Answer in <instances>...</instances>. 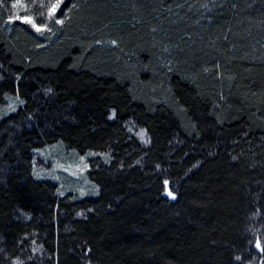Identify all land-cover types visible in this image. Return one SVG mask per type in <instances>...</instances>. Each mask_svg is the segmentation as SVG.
<instances>
[{"label": "trees", "instance_id": "obj_1", "mask_svg": "<svg viewBox=\"0 0 264 264\" xmlns=\"http://www.w3.org/2000/svg\"><path fill=\"white\" fill-rule=\"evenodd\" d=\"M16 2L0 264H264V0ZM53 145L83 158V192L37 173Z\"/></svg>", "mask_w": 264, "mask_h": 264}, {"label": "rangeland", "instance_id": "obj_2", "mask_svg": "<svg viewBox=\"0 0 264 264\" xmlns=\"http://www.w3.org/2000/svg\"><path fill=\"white\" fill-rule=\"evenodd\" d=\"M14 107L15 99H9L3 105L1 111L7 113L13 110ZM38 155L39 159L36 167L39 175L58 181L62 190L68 185H74V189L79 192H83L86 189L87 183L84 181L86 165L82 157L72 156L56 145L40 150ZM80 178L83 179V182L77 183Z\"/></svg>", "mask_w": 264, "mask_h": 264}, {"label": "snow or ice", "instance_id": "obj_3", "mask_svg": "<svg viewBox=\"0 0 264 264\" xmlns=\"http://www.w3.org/2000/svg\"><path fill=\"white\" fill-rule=\"evenodd\" d=\"M19 2H20V0H17L16 3H13V4H12V8H14V9L17 8ZM62 3H63V0H55V2L52 3V4L49 6V8H48V16H49V18H52V17L55 16V13H56L57 9L60 8V5H61ZM41 15H43V13H41ZM14 19H16V20H22L24 23L30 24V25H31V26H32L37 32H41L44 28L47 27V26L44 25V24H41L40 26H38L36 23H34L33 19L30 18V17H28V16H23V17L15 16L14 18L10 16L8 22L11 23V22L14 21ZM55 23H57V24H62L63 21L60 20V19H56V20H55ZM113 43H115V42H113ZM164 185H165L166 195H167L170 199L175 200V199L177 198V196H176V194H175L173 191H171V190L169 189V181L165 180V181H164ZM256 247H257V248H261V244H260L259 241H257ZM262 250H264V249H262ZM237 259H239V258H237Z\"/></svg>", "mask_w": 264, "mask_h": 264}]
</instances>
